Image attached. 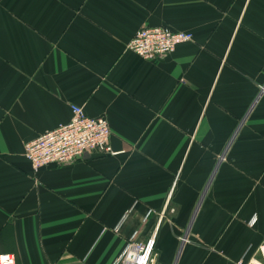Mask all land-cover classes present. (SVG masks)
Returning <instances> with one entry per match:
<instances>
[{
  "label": "crops",
  "instance_id": "1",
  "mask_svg": "<svg viewBox=\"0 0 264 264\" xmlns=\"http://www.w3.org/2000/svg\"><path fill=\"white\" fill-rule=\"evenodd\" d=\"M156 25L193 39L127 48ZM262 85L264 0H0V253L112 264L154 233L155 264L259 258ZM74 103L108 119L115 152L34 171L25 142Z\"/></svg>",
  "mask_w": 264,
  "mask_h": 264
},
{
  "label": "built area",
  "instance_id": "2",
  "mask_svg": "<svg viewBox=\"0 0 264 264\" xmlns=\"http://www.w3.org/2000/svg\"><path fill=\"white\" fill-rule=\"evenodd\" d=\"M192 39V32L175 30L168 25L143 26L128 41L127 48L145 59L155 60ZM71 108L72 116L68 122L25 142L24 154L31 161L34 171L50 163L75 161L87 152H115L110 143L112 129L108 119L88 114L79 104L74 103ZM155 246L154 233L142 242L130 240L112 264H155ZM258 251L259 258H251L247 262L240 258L230 264H264V243L258 247ZM0 264H16L15 255L0 253Z\"/></svg>",
  "mask_w": 264,
  "mask_h": 264
}]
</instances>
